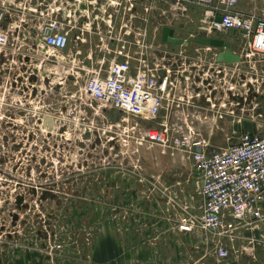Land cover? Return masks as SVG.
I'll use <instances>...</instances> for the list:
<instances>
[{
    "label": "rangeland",
    "instance_id": "1",
    "mask_svg": "<svg viewBox=\"0 0 264 264\" xmlns=\"http://www.w3.org/2000/svg\"><path fill=\"white\" fill-rule=\"evenodd\" d=\"M169 15L171 20L157 15V39L168 23L179 32H202L199 12ZM32 29L31 37L22 32L0 50V111L10 117L9 128L0 122V264H83L101 222L146 216L167 228L184 212L200 217L193 157L133 135L124 143L122 130L136 119L91 100L85 78L72 80L67 64L57 70L62 80L42 81L38 59L25 51L37 41ZM154 121L141 128L158 127V117ZM122 176L160 192L121 200ZM144 203L156 207L155 214L116 210Z\"/></svg>",
    "mask_w": 264,
    "mask_h": 264
},
{
    "label": "crops",
    "instance_id": "2",
    "mask_svg": "<svg viewBox=\"0 0 264 264\" xmlns=\"http://www.w3.org/2000/svg\"><path fill=\"white\" fill-rule=\"evenodd\" d=\"M9 1L0 27L15 38L22 32L24 37L26 34L31 37L32 27L37 28V41L25 51L38 59L35 66L42 81L62 80L65 76L57 70L66 64L68 75L80 83L82 77L86 81L100 68L107 71L115 61L130 57L132 64L137 66L136 60L143 58L149 65L161 64V73L164 69L171 70L178 81V89L171 96L175 102L165 104L158 116V127L167 123L177 133L194 130L205 149L212 151L228 149L239 143L243 133L258 132L264 126V54L247 55L248 39L242 33H177L168 23L163 29H173L174 37L182 39V43H173L163 40V29L162 39H157L156 26L157 15L171 20V16H167L174 6L170 0H53L51 19L64 25L70 41L66 49L56 51V57L51 58L54 54L41 38L40 19L30 8L35 1ZM186 8L188 11L184 14L173 10L177 18L179 15L191 17L199 12L201 19L200 7L188 4ZM238 10L264 16V0H240ZM212 37L228 42L238 60L226 62L221 57L224 48L199 41ZM123 46L126 47L125 55H120ZM231 86L233 89L229 88ZM134 118V123L140 127L143 122L154 121ZM196 174L201 188L202 180L197 171ZM133 178L121 177L116 195L119 194L121 200L129 198L136 202L139 197L160 192V189H151L149 184L144 187L134 183ZM203 202L204 199L202 208ZM146 204L149 203L117 205L116 210L132 215L155 214L156 207ZM145 218L101 222V230L89 243L83 264H264V233L260 232L264 229V220L243 229L235 240L225 241L231 253L228 257H220L218 238L214 234L199 228L183 232L178 224L162 228L156 218L154 222L145 221ZM188 235H194L195 239L189 240Z\"/></svg>",
    "mask_w": 264,
    "mask_h": 264
},
{
    "label": "built area",
    "instance_id": "3",
    "mask_svg": "<svg viewBox=\"0 0 264 264\" xmlns=\"http://www.w3.org/2000/svg\"><path fill=\"white\" fill-rule=\"evenodd\" d=\"M7 1L0 4V24L7 13ZM34 1L30 8L40 19L42 41L55 55L56 51L67 48L69 31L56 19H51L53 0ZM170 1L174 4L173 10L179 14L188 11V4L200 7V25L204 34L228 30L244 32L242 34L247 37L250 49L247 55L264 54V16L238 10L240 0ZM217 17L221 19L217 20ZM14 39L10 31L0 27V50L10 47ZM125 50L123 46L119 54L125 55ZM136 61L137 66H134L127 57L111 63L107 71L102 68L96 70L85 81L83 90L91 100L104 107L118 109L128 116L155 120L165 104L175 102L171 96L178 89V81L169 69L159 72L163 68L161 64L149 65L143 58ZM229 88L233 89L232 86ZM9 120V115L0 111L3 128H9ZM174 130L167 123L147 129L133 123L122 130L121 138L127 143L133 135L141 142L185 151L193 157L195 170L202 180V214L197 217L185 213L180 218L178 229L193 232L199 228L214 234L218 238V255L228 257L231 249L225 241L235 240L243 229L264 220V126L258 132L243 133L239 143L228 149L212 151L205 149L194 130L188 133Z\"/></svg>",
    "mask_w": 264,
    "mask_h": 264
},
{
    "label": "water",
    "instance_id": "4",
    "mask_svg": "<svg viewBox=\"0 0 264 264\" xmlns=\"http://www.w3.org/2000/svg\"><path fill=\"white\" fill-rule=\"evenodd\" d=\"M220 19L221 17H217V20H220ZM173 33H174L173 29L165 27L163 29V40L168 41V42H173V43H182V39L174 37ZM227 33L237 34L238 32L236 30H228ZM241 33H244V32H241ZM199 41H201L204 44H209L211 46L224 48V51L221 53V57L226 62H232V61L238 60V57L233 54V51L230 48V44L223 39L212 37V38H203V39H200Z\"/></svg>",
    "mask_w": 264,
    "mask_h": 264
},
{
    "label": "bare ground",
    "instance_id": "5",
    "mask_svg": "<svg viewBox=\"0 0 264 264\" xmlns=\"http://www.w3.org/2000/svg\"><path fill=\"white\" fill-rule=\"evenodd\" d=\"M45 66H46V65H45ZM48 67H49V66H48ZM48 67H47V68H48ZM54 68H56V67H54ZM49 71H50V70H49Z\"/></svg>",
    "mask_w": 264,
    "mask_h": 264
},
{
    "label": "flooded vegetation",
    "instance_id": "6",
    "mask_svg": "<svg viewBox=\"0 0 264 264\" xmlns=\"http://www.w3.org/2000/svg\"><path fill=\"white\" fill-rule=\"evenodd\" d=\"M179 31H177V33H178Z\"/></svg>",
    "mask_w": 264,
    "mask_h": 264
}]
</instances>
